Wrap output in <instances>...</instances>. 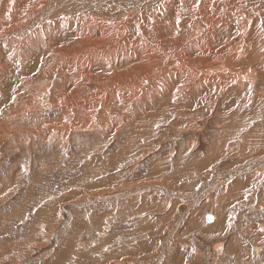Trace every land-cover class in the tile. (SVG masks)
<instances>
[{
    "label": "rangeland",
    "instance_id": "obj_1",
    "mask_svg": "<svg viewBox=\"0 0 264 264\" xmlns=\"http://www.w3.org/2000/svg\"><path fill=\"white\" fill-rule=\"evenodd\" d=\"M19 1L0 0V248L18 252L3 264L60 243L142 264L146 241L149 264H264V47L233 21L259 7L205 19L201 0L186 25L155 0L137 20Z\"/></svg>",
    "mask_w": 264,
    "mask_h": 264
},
{
    "label": "bare ground",
    "instance_id": "obj_2",
    "mask_svg": "<svg viewBox=\"0 0 264 264\" xmlns=\"http://www.w3.org/2000/svg\"><path fill=\"white\" fill-rule=\"evenodd\" d=\"M19 1V0H18ZM26 1L23 5H27V4H30V3H33L34 0H21L18 2L17 6H19V3L21 2H24ZM76 1V3L78 2L79 5L81 6V8H84V12H86L85 9H87L88 7H94L93 9L91 8V10L87 9V12L89 13H93L95 14L94 11H104V10H111L112 12H110L111 14L112 13H116V14H124V16H127L129 14V16H132V19H136L135 18V15L137 14H145L148 15V7L152 2H154V0H124V1H119V0H108V2L106 0H102L101 3L99 4L98 2H96L95 0H74ZM158 2V7L161 6L163 3H165V7L164 9L167 11L166 13L170 16V13H175V12H179L180 11V14L178 15H182L183 16V19L186 18L188 20H186V25H191V24H195L194 21L192 20H189V18H187L188 16H192V19H194L193 17V14H194V10L192 9L193 6H196V3L200 2L201 0H166V1H163V0H155ZM216 1H219L221 2L220 0H203V3L201 5V7L208 11L209 13V16L205 17L206 14H200V16H202L203 18H208V17H215V16H223L225 14H228L229 12V9L230 10H236L238 8V11L239 10H243L244 11V8L245 7H248L251 5V7L247 8L248 11H257V8L258 10H260V13H258L259 15L255 18L253 17V19H250V20H254V22L250 23L249 21H246V22H242L244 20H242L241 18L237 19V20H233L235 25H234V28H235V32L237 33V29H242L244 27V25H252V29L250 30L251 31V34L248 35V38L246 40V43H248V47L252 48L251 50H255V49H258V50H261L263 47H264V36L262 35V30H264V0H256V1H250V0H222L223 4H222V7H214L216 9L214 10H210L209 7L213 6L214 5V2ZM36 2V1H35ZM221 2V3H222ZM106 3H111V4H106ZM106 4V5H105ZM54 5V4H53ZM56 5V4H55ZM65 5V4H64ZM76 5V4H75ZM111 5H116L118 6L116 9H112L113 6ZM16 6V7H17ZM74 6V5H73ZM114 6V7H116ZM217 6V5H216ZM221 6V4L219 5ZM22 6L20 5V7L18 9H20ZM27 7V6H25ZM62 7V6H61ZM77 7V5H76ZM163 7V6H162ZM160 7V8H162ZM28 8V7H27ZM52 8V6H51ZM55 9V7H53ZM151 8V7H150ZM159 8V9H160ZM209 8V9H208ZM24 9V8H22ZM202 9V11H203ZM76 10V9H75ZM83 10V9H82ZM16 11H17V8H16ZM57 11V10H56ZM69 12H71L70 10H68ZM242 11V13H243ZM77 12V10H76ZM107 12V11H105ZM109 12V11H108ZM154 12V10H153ZM240 12V11H239ZM104 13V12H102ZM196 13V11H195ZM233 13V12H232ZM232 13L231 14H228L229 18L233 19L232 18ZM122 14V15H123ZM102 15V14H101ZM44 16V15H43ZM103 16H107V15H103ZM110 16V15H109ZM113 16V15H112ZM115 16V15H114ZM143 16V15H142ZM181 16V17H182ZM245 16V15H244ZM251 16V14H250ZM248 16V17H250ZM156 17V16H155ZM158 17V16H157ZM167 17V16H166ZM171 17V16H170ZM252 17V16H251ZM108 18V17H106ZM115 18V17H114ZM153 18V17H152ZM161 18H163L161 16ZM105 19V18H104ZM109 19V18H108ZM132 19L130 20L129 18V22L131 23L132 22ZM166 19V18H165ZM176 19V18H175ZM191 19V18H190ZM114 21H117L115 19H113ZM119 20V18H118ZM159 20V19H158ZM161 20V19H160ZM159 20V21H160ZM178 20V19H176ZM161 22V21H160ZM158 22V24L160 23ZM179 22V21H178ZM137 23V21L135 22ZM181 23V22H180ZM199 23V22H198ZM132 24V23H131ZM134 24V23H133ZM179 24V23H178ZM182 27L185 28V20L182 21ZM163 26V25H162ZM199 26V25H198ZM204 26V24H203ZM240 26V27H239ZM197 27V26H196ZM205 27V26H204ZM150 28V27H149ZM161 28V27H160ZM200 28V27H199ZM159 29V28H158ZM176 29V28H174ZM180 29V28H178ZM182 29V28H181ZM201 29V28H200ZM177 30V29H176ZM198 30V28H197ZM243 30V29H242ZM17 31V30H16ZM15 32V31H14ZM18 32V31H17ZM177 32V31H175ZM197 32V31H196ZM242 32V31H241ZM163 33V32H162ZM9 34V33H8ZM171 35V34H170ZM225 37H223L224 39ZM163 39V38H161ZM165 39V38H164ZM258 39V42H256V40ZM231 45L230 43H227V45ZM83 46V45H81ZM246 46V47H247ZM187 49V48H185ZM244 49V48H242ZM248 49V48H247ZM252 52V51H251ZM261 54V53H260ZM258 54L257 52H254L253 54H251L249 57L250 60L258 57L257 55H260ZM184 57V56H183ZM247 59V58H246ZM247 61V60H246ZM249 61V60H248ZM251 62V61H250ZM254 62V60L252 61ZM248 63V62H246ZM249 64V63H248ZM253 65V64H252Z\"/></svg>",
    "mask_w": 264,
    "mask_h": 264
},
{
    "label": "crops",
    "instance_id": "obj_3",
    "mask_svg": "<svg viewBox=\"0 0 264 264\" xmlns=\"http://www.w3.org/2000/svg\"><path fill=\"white\" fill-rule=\"evenodd\" d=\"M96 222H98V221H94L93 225L96 226ZM50 223H51V221H50ZM73 223L75 224V222H73ZM81 224L82 223L76 222V228L81 229L82 228L80 226ZM50 230L54 231V228L50 226ZM152 230H155V229L153 228ZM139 231L142 232L143 230L140 229ZM139 231L136 230L135 234H138ZM51 236H52V233L50 232L49 236L46 238H49ZM206 236H209V235H206ZM64 239L68 240V244L74 245L76 237H74V236L73 237H66ZM47 243H45L44 245H46ZM44 245H42V246H44ZM14 246H15V244H14ZM151 246L152 245L150 244L149 241H146V243L144 242V245H141V247H140L141 252L139 254L142 255L141 256L142 264H149V260L147 259L148 256H145L143 253H147L149 251V249H151ZM115 248L117 250L115 252H113V256H110L109 258H105V259H96V260H94L95 264H130L131 261L134 262L135 259L136 260L139 259L137 257V254L132 255V254H130V252H128V251H130L129 249H131V247H129V246L118 245ZM13 249L15 251V254H14V256H10V255H8L9 254L8 250H5L3 247L0 248V264H3L4 262H6L8 260L13 261L15 259L18 252L15 250V247H13ZM51 250H52V252H50ZM51 250L49 252H46L44 258L42 260L38 261V264L39 263L40 264H43V263L44 264H65L68 262H71V264H90L89 259H87L85 257H81L75 251H71L69 248L65 247V245L63 243H60L59 245H57L54 248H51ZM184 250L185 249L183 248V251ZM199 255L200 254L198 253L197 256H199ZM242 256H245V259H246L245 261H247L249 259L246 254H242ZM165 258H164L163 264H183L181 257L179 260H177L178 257H175V256H172V257L169 256L168 258H166V259ZM9 264H14V263H9ZM188 264H191L190 259L188 261ZM261 264H262V262H261Z\"/></svg>",
    "mask_w": 264,
    "mask_h": 264
},
{
    "label": "water",
    "instance_id": "obj_4",
    "mask_svg": "<svg viewBox=\"0 0 264 264\" xmlns=\"http://www.w3.org/2000/svg\"><path fill=\"white\" fill-rule=\"evenodd\" d=\"M206 219L208 222H212L213 221V215L212 214H207Z\"/></svg>",
    "mask_w": 264,
    "mask_h": 264
}]
</instances>
